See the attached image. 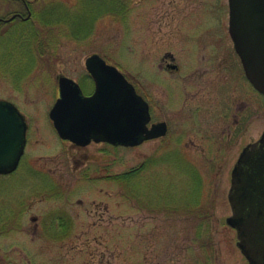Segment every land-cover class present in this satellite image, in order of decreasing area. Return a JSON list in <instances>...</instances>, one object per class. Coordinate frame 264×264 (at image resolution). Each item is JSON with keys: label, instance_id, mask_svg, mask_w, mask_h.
<instances>
[{"label": "rangeland", "instance_id": "1", "mask_svg": "<svg viewBox=\"0 0 264 264\" xmlns=\"http://www.w3.org/2000/svg\"><path fill=\"white\" fill-rule=\"evenodd\" d=\"M125 1V14L84 19L76 33L92 31L79 40L60 26L42 28L39 49L35 22L60 20L63 8L78 5L39 0L32 28L19 35L25 26L8 24L0 40V99L18 106L28 123L21 165L0 175V264H248L226 222L228 194L242 148L264 133V95L251 88L235 52L228 0ZM21 10L19 1L0 0V16ZM167 53L179 70L160 68ZM93 54L137 86L154 122L168 121L165 138L133 148L60 139L49 118L58 79L92 93L85 61ZM244 104L248 126L238 133ZM174 155L200 175L192 207L200 185L182 164L173 167ZM134 170L131 182L122 180ZM60 217L69 227L71 218L69 231L53 229Z\"/></svg>", "mask_w": 264, "mask_h": 264}, {"label": "water", "instance_id": "2", "mask_svg": "<svg viewBox=\"0 0 264 264\" xmlns=\"http://www.w3.org/2000/svg\"><path fill=\"white\" fill-rule=\"evenodd\" d=\"M229 9V32L245 74L264 94V0H229ZM86 67L96 86L92 96H84L75 81L59 79L61 97L50 117L61 138L81 146L94 140L134 147L167 133L165 122L148 127L149 104L116 67L98 54L87 58ZM26 142L24 116L0 101V175L17 170ZM231 176L226 222L249 264H264V135L243 150Z\"/></svg>", "mask_w": 264, "mask_h": 264}, {"label": "trees", "instance_id": "3", "mask_svg": "<svg viewBox=\"0 0 264 264\" xmlns=\"http://www.w3.org/2000/svg\"><path fill=\"white\" fill-rule=\"evenodd\" d=\"M49 3H52V2H49ZM112 6H113V8H110ZM127 7H128L127 2L125 0H78L77 10L71 11V10L63 8L64 18H62L60 20L53 21V22L44 21L43 23H40V21L38 23L35 20V18L38 17V14L34 12L33 13V20L36 21L35 23L39 24L38 25L39 28L37 27L36 30L34 31V33L31 31L34 34L33 37H35V40L33 42H36V40L39 41V49L42 46L46 45V41H43L44 38L41 37L43 34L42 28H53L54 26L55 27L60 26L61 29L64 30L65 34H68L69 36H71L70 35V33H71L73 35L72 37H75L77 40H79L80 38L82 39L84 36L91 34L92 29H91V31L85 33L84 35H79L78 33H76L75 28L76 29H83L84 22H86V21H84V19L86 20V18L88 16L92 17V21L94 24L96 19H98L99 17L106 15V14H116V15L125 14ZM59 8H60V6H59ZM75 14H76V16H75ZM31 23L32 22H29V24H31ZM93 24H92V27H93ZM29 27L32 28V25H29ZM66 29L69 30V32L66 31ZM23 33H24V31L21 32V35H23ZM174 158L176 160L174 161L173 167L176 168L182 164L184 166V168L187 170V173L190 175L191 179L193 178L194 182H196V180H197V182L200 185L199 191H198V197L195 199L194 204L189 205V207H192V206L198 204L199 199H200V191H201L200 175L194 167H192L189 163L184 161V159H182V157H180L179 155L178 156L174 155ZM162 160L164 161V159H162ZM158 163H160V162L158 161L156 163H151V164L156 165ZM137 172H139V171L134 170L130 173L123 175V178L122 177L121 178L125 182H131L136 177ZM189 209L191 210V208H189ZM60 220H62L61 221L62 223H60ZM56 221H58L59 224L57 222L56 223L57 227L53 228L55 231L57 229L61 230L62 229L61 227H63L65 231L66 230L69 231V228L71 229V227H72V220L71 219L69 220V221H71L70 227L67 224H64L66 222V220H64L62 217H60ZM51 226H54V225L51 224ZM202 226H204L203 223L200 224V228H202ZM209 229H210V227H209ZM66 236H67V234L65 233L63 236L55 237V239H53V240L59 241V240L65 238Z\"/></svg>", "mask_w": 264, "mask_h": 264}, {"label": "flooded vegetation", "instance_id": "4", "mask_svg": "<svg viewBox=\"0 0 264 264\" xmlns=\"http://www.w3.org/2000/svg\"><path fill=\"white\" fill-rule=\"evenodd\" d=\"M9 1H19L21 4H22V10L24 9V12H15V13H12L10 17H7V16H0V40L5 36L6 34V31H8V24L10 25L11 23H14V22H19L21 24H23V26L27 25L28 22H32L33 20V11H32V5L34 4V2L36 1H39V0H9ZM31 20V21H30ZM26 27V26H25ZM26 29V28H25ZM20 31V30H19ZM19 31L17 32V34L19 33ZM23 31V30H22ZM20 31V32H22ZM25 31V30H24ZM204 57V56H203ZM175 57L170 54V53H167L166 54V57L164 58L163 60V63L166 62V66L163 65V63L161 64L160 68L161 69H168L170 70L171 72L173 70H179V65L175 64V63H171L170 61H168L169 59L174 61ZM167 70V71H168ZM244 72V71H243ZM87 77L89 79H91V76L87 73ZM249 85L251 86L252 88V85L249 83ZM145 96V95H144ZM147 99V98H146ZM149 101V100H148ZM150 103V109H151V115H152V124L154 123H158V122H161V121H157V122H154V116H153V110H152V104L151 102L149 101ZM247 105H243L241 106L240 108H238V111H245V114L242 115L241 117H239V120H235V124H237V128H238V133H242V132H245V129L247 128V119H248V115L246 114L247 112ZM238 116V115H236ZM243 120V121H241ZM168 124V133H170V129H169V123L168 121H164ZM212 122V121H211ZM210 122V123H211ZM213 124L216 125V123H214L213 121ZM167 133V135H168ZM230 133V131H229ZM264 134V133H263ZM166 135V136H167ZM262 137V136H261ZM165 138V137H164ZM232 138V137H231ZM256 142V141H255ZM252 143H254V141L252 142H249L247 145H245L241 152L249 145H251Z\"/></svg>", "mask_w": 264, "mask_h": 264}]
</instances>
